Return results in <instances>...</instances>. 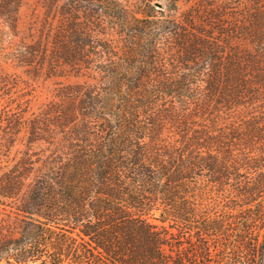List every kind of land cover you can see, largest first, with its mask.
<instances>
[{"label":"trees","instance_id":"obj_1","mask_svg":"<svg viewBox=\"0 0 264 264\" xmlns=\"http://www.w3.org/2000/svg\"><path fill=\"white\" fill-rule=\"evenodd\" d=\"M182 1L166 0V11L161 0H71L88 27L74 26L64 60L94 81L76 90L77 112L62 108L56 117L62 133L57 153L36 168L26 160L23 170L0 176V194L20 199L17 210L29 218L22 236L0 241V264H183L163 253L150 215L159 203L162 221L189 227L183 200L192 201L185 193L199 176L233 188L242 224L263 231L262 239L250 232L245 244H235V258L257 262L260 255L264 264V205L255 216L242 213L264 188L243 179L230 133L205 124L183 129L180 120L183 102L189 107L191 91L203 82L211 94L220 89L218 99L227 105L231 85L234 97L252 81L264 90V26L252 32L254 52L234 47L227 56L218 37L205 33L199 57L186 58L200 71L191 73L190 65L183 74V26L174 14ZM213 17L222 21L221 14ZM169 34L181 49L180 64L163 46ZM169 121L181 125L177 143L163 137Z\"/></svg>","mask_w":264,"mask_h":264},{"label":"rangeland","instance_id":"obj_2","mask_svg":"<svg viewBox=\"0 0 264 264\" xmlns=\"http://www.w3.org/2000/svg\"><path fill=\"white\" fill-rule=\"evenodd\" d=\"M165 2L161 0L168 11ZM174 14L183 26V74L190 65L194 68L190 72L197 74L200 66L189 65L186 58L199 57V42L205 33L213 32L218 37L226 56L234 47L254 52L249 41L255 29H263L264 0H184ZM218 14L222 15L221 22L213 17ZM85 21V13L73 8L71 0H0V176L23 170L26 160L36 168L57 153L56 142L62 133L56 117L62 108L77 112L80 101L76 90L94 81L90 72L64 60L71 51L74 26L86 29ZM102 21V27L107 28L109 20L102 16ZM162 43L180 64L176 38L169 34ZM185 47L192 48L194 57L187 55ZM230 88L232 101L227 105L218 99L220 89L211 94L205 82L195 86L191 91L195 99L189 107L183 102V115L179 113L183 129L185 125L194 129L205 124L217 130L215 133H230L232 156L243 165V179L264 188V90L252 81L248 90L234 97ZM250 88L254 89L252 93ZM174 122H168L163 137L177 143L181 125ZM187 189L188 199L196 202L183 200V221L189 227L174 220L162 221L159 203L151 210V220L158 224L163 238V253L183 264H262L260 255L257 262L235 258V244H245L250 232H261L262 239L263 231L256 225L242 224L241 201L234 196L233 188L199 176ZM260 194L253 205L243 208V217L255 216L259 203L264 205V191ZM19 200L0 194V241L22 236L27 226L28 216L17 210ZM257 223L260 225V221Z\"/></svg>","mask_w":264,"mask_h":264}]
</instances>
